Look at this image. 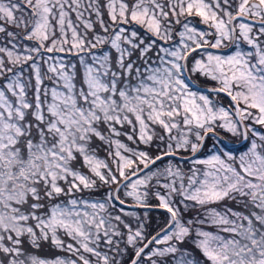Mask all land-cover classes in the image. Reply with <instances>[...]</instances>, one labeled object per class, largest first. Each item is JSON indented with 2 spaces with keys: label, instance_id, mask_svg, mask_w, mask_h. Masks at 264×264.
I'll return each instance as SVG.
<instances>
[{
  "label": "snow or ice",
  "instance_id": "6c2138e0",
  "mask_svg": "<svg viewBox=\"0 0 264 264\" xmlns=\"http://www.w3.org/2000/svg\"><path fill=\"white\" fill-rule=\"evenodd\" d=\"M0 264H264V0H0Z\"/></svg>",
  "mask_w": 264,
  "mask_h": 264
},
{
  "label": "trees",
  "instance_id": "16d2710c",
  "mask_svg": "<svg viewBox=\"0 0 264 264\" xmlns=\"http://www.w3.org/2000/svg\"><path fill=\"white\" fill-rule=\"evenodd\" d=\"M128 203H133L131 200H129L128 201ZM125 210L126 211H132V212H136L138 215H140V216H144V214H145V212H147V214L153 219V220H155V219H157L158 217L159 218H162V213H163V211H160V210H132V209H127V208H125ZM190 250H192L193 251V254L194 255H199V253H198V251H196L195 249H194V247L193 248H191Z\"/></svg>",
  "mask_w": 264,
  "mask_h": 264
},
{
  "label": "water",
  "instance_id": "95a60500",
  "mask_svg": "<svg viewBox=\"0 0 264 264\" xmlns=\"http://www.w3.org/2000/svg\"><path fill=\"white\" fill-rule=\"evenodd\" d=\"M125 208H129V209H144V210H161V209H156L155 207L142 208V207L136 206L134 204H127L125 206ZM161 211H164V210H161Z\"/></svg>",
  "mask_w": 264,
  "mask_h": 264
},
{
  "label": "rangeland",
  "instance_id": "374dc122",
  "mask_svg": "<svg viewBox=\"0 0 264 264\" xmlns=\"http://www.w3.org/2000/svg\"><path fill=\"white\" fill-rule=\"evenodd\" d=\"M128 212H132V211H128Z\"/></svg>",
  "mask_w": 264,
  "mask_h": 264
},
{
  "label": "bare ground",
  "instance_id": "6f19581e",
  "mask_svg": "<svg viewBox=\"0 0 264 264\" xmlns=\"http://www.w3.org/2000/svg\"><path fill=\"white\" fill-rule=\"evenodd\" d=\"M142 210H144V209H142ZM145 211V210H144Z\"/></svg>",
  "mask_w": 264,
  "mask_h": 264
}]
</instances>
